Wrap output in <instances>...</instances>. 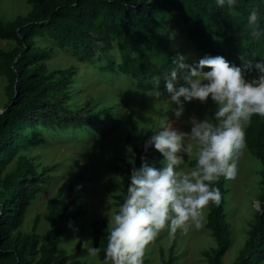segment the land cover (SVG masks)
<instances>
[{"label": "trees", "instance_id": "obj_1", "mask_svg": "<svg viewBox=\"0 0 264 264\" xmlns=\"http://www.w3.org/2000/svg\"><path fill=\"white\" fill-rule=\"evenodd\" d=\"M31 11L12 21L0 19V39L12 41L10 50L0 48V74L7 80L8 102L0 114V264H67V257L60 248L68 223L77 212L68 209L75 203L83 176L70 184L63 202L49 204L52 235L40 246L37 234L40 219L33 232L23 234L27 210L35 194L41 189L45 174L33 166L26 156L18 159L16 168L7 173L8 166L22 149L43 143L41 130L91 128L106 111L93 114L91 102L78 109L70 107L71 80L78 67L49 70L47 60L54 52L38 43L48 39L61 50L73 52L83 61H106V70L129 77L139 92L166 98L165 78L176 67L179 56L189 64L182 47L174 41L176 16L186 26L182 36L205 55L223 54L230 62L241 63V57L250 60L264 59V35L250 34L253 26L264 29V0H236L232 6L218 5L217 0H28ZM255 9L256 18L251 24L248 12ZM174 42V43H173ZM115 49L119 59L110 57ZM108 64V65H107ZM182 71V70H181ZM255 73H245L251 78ZM159 81V83H157ZM180 83L183 81L180 80ZM161 95L156 96L157 89ZM183 99V98H181ZM198 99L186 101L195 104ZM42 128V129H41ZM246 147L260 161L263 194L249 239L233 264H264V116L254 114L245 128ZM148 137L134 120L125 135L126 145L132 149L130 161L120 167L123 175L122 194L115 196L114 205L126 195L128 177L133 167H140L143 160L162 156L152 148L146 150ZM196 160L190 162L195 166ZM215 183L220 189V202L209 200L206 229L216 240L217 246L204 251L209 264H223L231 246V230L227 220V179L219 175ZM71 196L73 199L68 201ZM107 224L94 226L95 243L103 260L107 245ZM88 237L83 236L79 249L86 250ZM175 239L163 264H176ZM148 260L143 259V264ZM74 264H82L76 262Z\"/></svg>", "mask_w": 264, "mask_h": 264}, {"label": "rangeland", "instance_id": "obj_2", "mask_svg": "<svg viewBox=\"0 0 264 264\" xmlns=\"http://www.w3.org/2000/svg\"><path fill=\"white\" fill-rule=\"evenodd\" d=\"M31 8L28 0H0V19L4 22L12 21L18 16L28 15ZM185 31L186 26L181 18L176 16L174 41L178 46H183L181 50L185 52V57L192 60L188 63L193 64L203 57L205 52L199 51L193 44L187 42L182 36ZM38 43L54 49L47 60L49 70L78 67L77 75L71 80L70 107L78 109L91 102L90 109L93 114L104 108L106 112L91 128L58 131L41 128L43 143L22 149L10 163L7 173L16 168L17 161L22 156L31 159L38 172L43 168H51L45 174L41 189L32 199L21 232L31 234L39 218L36 231L41 236L40 246L45 244L52 235L49 204L54 201L63 202L71 182L82 175V188L75 193L77 199L68 209L70 212H77L78 215L68 223L60 248L67 257V264L76 262L105 264L99 256L91 257L87 248L89 245L94 246L95 243L94 226L98 223L108 225V215L117 210L113 198L122 194L124 188V175L120 167L123 166V161H130L132 158V151L129 152L125 142L130 121L138 123L148 137L147 143L151 145L149 137L162 119L168 117L172 127L180 131H190L189 118L192 115L204 118L214 107V102L209 97L203 103L197 101L195 104H185L182 116L177 118L166 98L160 99L139 92L129 77L106 70L103 56L101 60L86 62L73 52L61 50L48 39H40ZM14 46V42L0 39L1 49L10 50ZM112 55V58L118 61L117 49L110 53V57ZM6 86V78L0 74V114L8 102ZM186 142L194 143L190 140ZM153 152L160 153L155 148ZM162 158L158 156L148 163L160 167ZM193 160L195 148L193 154L186 156L184 163L179 167L187 170L191 168L190 162ZM261 171L260 161L245 147L238 157L236 176L227 179L226 183L229 190L226 196V213L232 243L223 264H233L249 239L248 233L255 222L263 194ZM72 199L71 196L67 198L68 201ZM207 215L208 207L204 205L198 226L189 223L186 230L177 229L175 232L170 231L168 227L162 229L154 240L146 245L143 259L148 260L147 264H163V260L168 259V248L174 238L176 264H209L203 252L215 248L217 243L205 227ZM83 236L88 237L86 250H81L78 246ZM37 259L38 256L32 257L31 263L35 264Z\"/></svg>", "mask_w": 264, "mask_h": 264}, {"label": "clouds", "instance_id": "obj_3", "mask_svg": "<svg viewBox=\"0 0 264 264\" xmlns=\"http://www.w3.org/2000/svg\"><path fill=\"white\" fill-rule=\"evenodd\" d=\"M235 3L217 0L218 5ZM255 18L253 9L247 19L251 24ZM250 34L260 37L264 29L253 26ZM174 63L164 86L175 116L180 118L185 102L193 99L203 103L210 97L214 107L204 118L192 115L190 131L172 127L168 117L153 129L149 143L162 154L161 166L142 159L141 166L131 170L126 195L108 215L105 264H143L146 245L162 229L175 232L186 230L189 223L198 226L203 206L209 200L220 202V189L212 182L219 175L232 179L237 174L246 125L254 114L264 116V59L241 57V63H234L223 54H206L193 64L185 63L183 56ZM245 73L255 74L249 79ZM161 94L158 88L155 95ZM194 148L195 166L180 168ZM87 252L96 257L100 249L89 245Z\"/></svg>", "mask_w": 264, "mask_h": 264}, {"label": "water", "instance_id": "obj_4", "mask_svg": "<svg viewBox=\"0 0 264 264\" xmlns=\"http://www.w3.org/2000/svg\"><path fill=\"white\" fill-rule=\"evenodd\" d=\"M5 110L3 109V111L1 112V114L4 112ZM149 148H152L151 145L147 144L146 150H148Z\"/></svg>", "mask_w": 264, "mask_h": 264}]
</instances>
